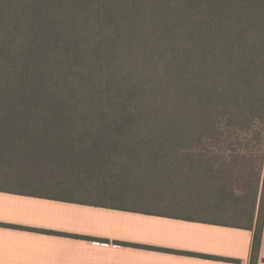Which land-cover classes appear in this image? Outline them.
Wrapping results in <instances>:
<instances>
[{
	"label": "trees",
	"instance_id": "16d2710c",
	"mask_svg": "<svg viewBox=\"0 0 264 264\" xmlns=\"http://www.w3.org/2000/svg\"><path fill=\"white\" fill-rule=\"evenodd\" d=\"M0 192L245 229L261 193L256 264L264 0H0Z\"/></svg>",
	"mask_w": 264,
	"mask_h": 264
},
{
	"label": "crops",
	"instance_id": "0c3cea01",
	"mask_svg": "<svg viewBox=\"0 0 264 264\" xmlns=\"http://www.w3.org/2000/svg\"><path fill=\"white\" fill-rule=\"evenodd\" d=\"M260 198L245 229L0 192V264H251Z\"/></svg>",
	"mask_w": 264,
	"mask_h": 264
},
{
	"label": "rangeland",
	"instance_id": "374dc122",
	"mask_svg": "<svg viewBox=\"0 0 264 264\" xmlns=\"http://www.w3.org/2000/svg\"><path fill=\"white\" fill-rule=\"evenodd\" d=\"M258 169L257 164L252 162V158L244 156L241 158L234 167V176H233V188L239 192H251L256 190L257 186V177ZM131 205V204H130ZM139 208H145V205L135 204ZM158 206H149L148 209L157 211ZM165 211V210H161ZM202 219H212L216 218L210 217L207 214L199 215ZM210 217V218H209Z\"/></svg>",
	"mask_w": 264,
	"mask_h": 264
}]
</instances>
